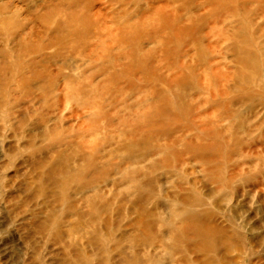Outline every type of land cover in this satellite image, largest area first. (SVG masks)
I'll return each mask as SVG.
<instances>
[{
  "label": "rangeland",
  "instance_id": "rangeland-1",
  "mask_svg": "<svg viewBox=\"0 0 264 264\" xmlns=\"http://www.w3.org/2000/svg\"><path fill=\"white\" fill-rule=\"evenodd\" d=\"M0 264H264V0H0Z\"/></svg>",
  "mask_w": 264,
  "mask_h": 264
}]
</instances>
